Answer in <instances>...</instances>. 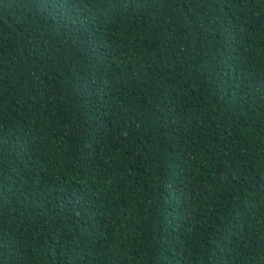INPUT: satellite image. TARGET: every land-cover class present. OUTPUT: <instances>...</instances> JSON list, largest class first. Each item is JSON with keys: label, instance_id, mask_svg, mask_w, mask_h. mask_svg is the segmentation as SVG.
<instances>
[{"label": "trees", "instance_id": "16d2710c", "mask_svg": "<svg viewBox=\"0 0 264 264\" xmlns=\"http://www.w3.org/2000/svg\"><path fill=\"white\" fill-rule=\"evenodd\" d=\"M0 264H264V0H0Z\"/></svg>", "mask_w": 264, "mask_h": 264}]
</instances>
